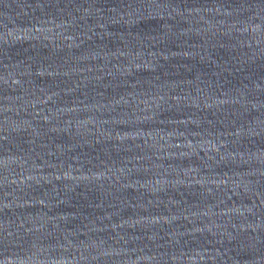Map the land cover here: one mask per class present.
Returning a JSON list of instances; mask_svg holds the SVG:
<instances>
[{
    "label": "water",
    "instance_id": "water-1",
    "mask_svg": "<svg viewBox=\"0 0 264 264\" xmlns=\"http://www.w3.org/2000/svg\"><path fill=\"white\" fill-rule=\"evenodd\" d=\"M0 264H264V0H0Z\"/></svg>",
    "mask_w": 264,
    "mask_h": 264
}]
</instances>
